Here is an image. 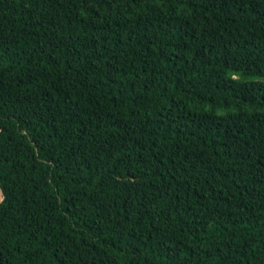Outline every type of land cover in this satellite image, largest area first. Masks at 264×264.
Returning a JSON list of instances; mask_svg holds the SVG:
<instances>
[{
    "label": "trees",
    "instance_id": "obj_1",
    "mask_svg": "<svg viewBox=\"0 0 264 264\" xmlns=\"http://www.w3.org/2000/svg\"><path fill=\"white\" fill-rule=\"evenodd\" d=\"M0 264H264V0H0Z\"/></svg>",
    "mask_w": 264,
    "mask_h": 264
},
{
    "label": "rangeland",
    "instance_id": "obj_2",
    "mask_svg": "<svg viewBox=\"0 0 264 264\" xmlns=\"http://www.w3.org/2000/svg\"><path fill=\"white\" fill-rule=\"evenodd\" d=\"M0 200H1V195H0Z\"/></svg>",
    "mask_w": 264,
    "mask_h": 264
}]
</instances>
